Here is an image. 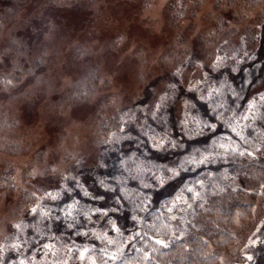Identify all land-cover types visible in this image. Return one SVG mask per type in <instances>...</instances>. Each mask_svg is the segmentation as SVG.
<instances>
[{"label": "rangeland", "instance_id": "rangeland-1", "mask_svg": "<svg viewBox=\"0 0 264 264\" xmlns=\"http://www.w3.org/2000/svg\"><path fill=\"white\" fill-rule=\"evenodd\" d=\"M262 12L240 0H0V263L67 264L83 245L113 253L194 169L214 181L212 142L264 138ZM253 26L244 62H212L220 47L242 51ZM107 117L120 126L101 130ZM177 162L164 183L143 177ZM245 199L251 213L218 264H264V183Z\"/></svg>", "mask_w": 264, "mask_h": 264}, {"label": "trees", "instance_id": "trees-1", "mask_svg": "<svg viewBox=\"0 0 264 264\" xmlns=\"http://www.w3.org/2000/svg\"><path fill=\"white\" fill-rule=\"evenodd\" d=\"M240 1L247 6L263 3V12L259 15L264 17V0ZM226 20L225 17L220 19L217 31L222 29ZM259 36L256 27L246 28L243 32L242 51L220 47L219 51L215 49L210 56L212 62L217 58L223 65L244 62L253 53ZM229 45L231 43H228V47ZM189 52L192 53L191 50ZM190 54L189 63L197 65L193 54ZM174 67L175 70L183 72L181 64L176 63ZM185 69H189L187 64ZM193 75L187 77L189 81H195ZM214 80L206 77L202 90L213 87ZM255 96L264 102V89ZM228 113L229 110L224 109L221 117H229ZM232 117L238 119L233 120L235 131H240V116L231 114L230 118ZM110 126L116 128L120 126V121L113 117L104 118L100 129ZM220 142H212L209 152L203 154L211 161L214 157L213 163L218 168L216 175L212 177L213 182L208 167L194 169L195 172L183 177L172 191L162 195L156 203L148 204L149 207L139 222V230L128 243L120 245L113 253L83 245L79 250L73 249L68 255L67 264H218L219 249L236 240L241 221L245 215L249 216L251 213V202L246 201L245 197H253L264 183V138L255 143L249 142L247 146L233 144L229 148V145ZM157 144L166 146L161 141ZM191 157L195 158L194 155L187 157L184 162L194 168L195 162ZM180 164L183 163L177 162L175 167L153 166L143 177L151 185L164 183L172 174H179ZM209 177L213 185L207 188L204 185ZM29 196L30 192H23L20 195L21 204ZM239 257L245 256L240 253ZM0 264L25 263L12 260Z\"/></svg>", "mask_w": 264, "mask_h": 264}, {"label": "snow or ice", "instance_id": "snow-or-ice-1", "mask_svg": "<svg viewBox=\"0 0 264 264\" xmlns=\"http://www.w3.org/2000/svg\"><path fill=\"white\" fill-rule=\"evenodd\" d=\"M157 243H162L161 241H157ZM166 246V245H165Z\"/></svg>", "mask_w": 264, "mask_h": 264}]
</instances>
